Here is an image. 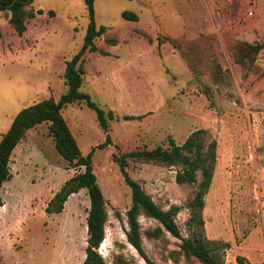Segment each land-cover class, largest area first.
I'll use <instances>...</instances> for the list:
<instances>
[{"label":"rangeland","instance_id":"obj_1","mask_svg":"<svg viewBox=\"0 0 264 264\" xmlns=\"http://www.w3.org/2000/svg\"><path fill=\"white\" fill-rule=\"evenodd\" d=\"M32 5L50 6L73 23L74 38L67 47L79 50L88 25L84 0H33ZM94 7L98 25L109 27L97 45L120 54L106 63L114 70L102 74L100 87L87 82L80 87L117 117L109 123L111 143L92 153L107 211L99 254L106 264H147L126 239L131 191L114 155L169 149V138L181 145L192 131L204 129V153L214 140L216 160L198 211L202 224L192 219L201 170L196 182L179 185L178 167L129 159L128 174L160 208L179 207L175 221L180 237L139 215L143 249L155 264H200L177 252L182 239L200 231L211 246L220 247L225 264H238L237 256L264 264V47L253 49L264 42V0H95ZM123 11L139 16L136 27L127 25ZM6 14L0 12L3 50L18 35ZM52 26L58 31L53 36H60L62 21L56 19ZM54 42L66 45L61 38ZM19 56H0V138L18 110L42 98L34 86L43 59ZM66 88L63 80L51 95L57 100ZM62 113L83 155L104 141L95 113L84 103L68 104ZM88 113L93 121L85 117L79 122L77 115ZM124 115L141 118L125 120ZM10 171L12 177L0 189V264H82L87 190L71 194L61 212L54 211L53 198L83 168L69 166L59 155L47 123L25 133L12 152ZM156 227L162 228L160 237H148L146 232Z\"/></svg>","mask_w":264,"mask_h":264},{"label":"trees","instance_id":"obj_2","mask_svg":"<svg viewBox=\"0 0 264 264\" xmlns=\"http://www.w3.org/2000/svg\"><path fill=\"white\" fill-rule=\"evenodd\" d=\"M32 2L33 0H0V12L10 13L8 22L18 35H22L26 30V23L29 18L43 13L42 9L34 11L31 8ZM94 2L95 0H84L88 25L82 46L66 62L62 76L67 87L66 90L59 95L57 100L54 98L43 99L21 108L13 117L9 128L0 138V189L4 182L12 177L10 162L13 150L28 130L42 123L48 124L54 147L59 155L67 161L68 165L83 168V171L76 173L67 180L53 198L54 211L61 212L64 202L71 194L77 193L79 189L84 188L87 190L90 206L86 218L87 244L82 264H106L98 252V248L105 237V223L107 221L106 201L93 171L92 153L95 148H103L111 143L108 133L109 123L117 118L112 110L100 107L91 99L88 93L80 90L83 80L82 63L84 55L87 52L97 50L95 41L106 30L105 26H97L96 24ZM47 13L49 16L55 14L53 10H49ZM121 16L131 21H136L138 18L136 13L132 11H123ZM262 47H264V42L254 45L253 49L258 52ZM81 102L85 104L86 108L95 113L96 121L105 133L104 141L92 147L87 155L81 153L62 113V109L66 105ZM136 118H141V115L123 116L125 120ZM205 133L204 129H196L188 135L181 145L176 144L174 139L169 138V149L156 146L151 149L132 150L114 155V160L118 164L123 180L131 191V206L126 211L128 224V229L125 232L126 239L147 264L155 263L148 259L143 249L138 220L139 215L143 214L156 220L172 236L180 237L179 227L175 221L179 207L173 205L168 209L160 208L142 185L130 177L126 170L128 161L131 158L144 162L176 166L179 170L176 172L175 181L179 185L196 182L197 172L201 170L202 179L193 198L192 207L194 214L192 219H196L197 224H202L203 221L198 218V211L204 206V195L210 186L216 160V142L214 140L209 143L208 151L204 153L205 141L203 140V135ZM2 204L3 202L0 198V205ZM47 210L51 209L47 208ZM162 228L156 227L153 230H148L146 235L150 238H158L162 234ZM219 248L218 245L211 246L203 238L202 233L198 231L192 237L182 239L177 252L185 258L195 259L200 264H225ZM236 262L238 264H250L243 256H237Z\"/></svg>","mask_w":264,"mask_h":264},{"label":"crops","instance_id":"obj_3","mask_svg":"<svg viewBox=\"0 0 264 264\" xmlns=\"http://www.w3.org/2000/svg\"><path fill=\"white\" fill-rule=\"evenodd\" d=\"M46 7L48 8L43 9L39 7H33L34 11L42 9L43 13L36 14L35 17L28 20L24 33L21 36L15 35L12 38L14 42L13 46L4 50L0 48V56L2 55V53L8 52L10 54L14 53V57L21 55L19 57H25V59H29L31 55H36L43 59V72L41 74L39 73L40 76L38 77V79H36V86H34V89L39 92V95H41L42 97L40 100L54 98L51 93H54L56 89L63 86L62 76L65 70L66 62L77 52L76 51L74 53L70 50L69 47H67L69 45L70 40L74 38L73 23L64 21L63 18L60 17L58 13H56L54 10L53 11L55 12V14L53 16H49L47 12L51 9H49L50 6ZM2 13L4 15L7 13L6 19L8 21L10 13L4 11ZM137 17L138 18L136 21L127 20V25L136 27L135 23H137L139 20L138 15ZM56 19L62 21V29L61 35H57L55 37L53 35L57 34L58 31L52 26V22ZM96 24L97 26H100L98 25L97 21ZM108 29L109 27H107L105 31H107ZM58 38H61L63 42L66 43L65 47H63L61 43H59V45L55 44L54 41ZM95 44L97 50L93 52H87L84 55V61L82 63V84L87 82V84L92 88L100 87L102 85V74L106 75V73L114 70V66L107 67L106 63L109 62L110 59L117 60V58L120 57V54H115L118 53V50L112 51L110 50V48H102L97 45L96 41ZM119 47L121 48L122 46L119 45L116 48ZM125 56L127 58L130 56L127 47L125 51ZM28 68L29 67L25 66V69ZM105 79H108V74L107 76H105ZM77 116L81 117H79V122H81V120H85V117H88L91 120L93 119V117L89 116V113L87 116H85V114H83V116L78 114Z\"/></svg>","mask_w":264,"mask_h":264},{"label":"bare ground","instance_id":"obj_4","mask_svg":"<svg viewBox=\"0 0 264 264\" xmlns=\"http://www.w3.org/2000/svg\"><path fill=\"white\" fill-rule=\"evenodd\" d=\"M103 243V242H102Z\"/></svg>","mask_w":264,"mask_h":264}]
</instances>
